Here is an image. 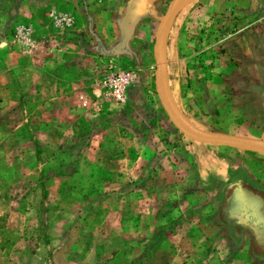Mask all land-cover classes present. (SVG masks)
<instances>
[{
	"label": "rangeland",
	"instance_id": "374dc122",
	"mask_svg": "<svg viewBox=\"0 0 264 264\" xmlns=\"http://www.w3.org/2000/svg\"><path fill=\"white\" fill-rule=\"evenodd\" d=\"M173 1L138 0L153 22L149 55L126 46L130 31L116 34L113 48L127 49L115 52L85 26V40L66 49L62 26L71 27L72 18L5 17L0 264H264L255 254L264 248L254 250L251 233L220 215L234 186L264 198V155L186 136L158 95L154 45ZM131 3L102 0L98 10L128 11ZM241 25L255 28L236 38ZM55 59L63 64L55 74L80 78L72 88L94 89V102L34 95L60 87V80H40V61ZM164 60L184 122L197 131L264 140V0L186 2L169 24Z\"/></svg>",
	"mask_w": 264,
	"mask_h": 264
},
{
	"label": "crops",
	"instance_id": "0c3cea01",
	"mask_svg": "<svg viewBox=\"0 0 264 264\" xmlns=\"http://www.w3.org/2000/svg\"><path fill=\"white\" fill-rule=\"evenodd\" d=\"M102 0H6L5 6H4V0H0V52L3 51L5 39L3 37V33L5 32V28L7 26L6 18H14L15 20L21 19V18H28L32 19L33 21L36 20L37 17H47V15L50 14V16L53 17H70L73 20V25L71 27H64L65 33L61 40L65 39V42L67 43L68 47L66 49H74L78 48L77 45L79 38H83L85 40V33L87 31L85 30V26L88 27V31L94 34V38L96 37L95 41L96 43L102 42V47L109 51L110 49L116 50L120 49H127V47H134L143 51L148 50V55L150 54L149 50L151 49V39L153 36V22L146 21L144 19V14L146 13L145 9H142L139 6L138 0H123V1H130L131 5L127 10H125L124 5H120L119 10H115L116 12L111 13L107 10H98V8H101L99 6L98 2ZM59 4L61 6L60 11L54 9L56 8L55 5ZM137 4V5H136ZM43 5L45 8H43ZM54 7V8H53ZM119 7V6H118ZM44 9V10H42ZM59 12V13H58ZM213 15V14H212ZM144 19V20H143ZM106 20V21H105ZM130 21V23L127 25L126 22ZM118 21L119 25H118ZM30 22V21H29ZM34 25V31L37 33V29L35 26V23L32 22ZM130 26V29L127 28ZM255 28L254 26L245 27L241 25L240 28H236V32L234 33L236 38H239V36H243L244 33L247 31H250V29ZM125 30L127 32L130 31V42L126 44V46L121 45L119 47H114L111 45L112 41H115L117 39L116 34L119 33H125ZM254 30V29H253ZM104 32L108 34L107 36L100 37V32ZM63 33V32H62ZM116 36H115V35ZM145 34L143 38L141 37L139 39L138 35ZM124 36H120L124 38L125 42V34H122ZM59 38V37H58ZM56 40V39H55ZM100 40V41H99ZM228 38L222 37V41H226ZM110 41V43H108ZM220 38V44H223ZM54 43V39H50L47 41L46 46H51L52 43ZM221 49H225V46H220ZM48 53H52L51 49L48 48ZM112 51V50H111ZM142 51V52H143ZM53 52H58L57 50H53ZM147 60V59H146ZM132 62L140 63L138 60H134ZM42 63V64H40ZM39 63V67H41V73L43 74V78L40 80L46 81V80H60L61 82H58L60 87L56 85V92L52 93H45L43 89L39 91V93L35 92L36 95H40L43 97L44 101L48 102H55L60 101L65 102L68 101L71 103V101H76L79 99L87 100L83 97H90L91 103L95 100H92L94 97L96 99V91L94 89L89 92L87 91L86 94L83 93V89L81 88H72V85H75V83L80 82L79 79L71 80V79H62L61 76H58L55 73H59L61 70V66L63 65L61 62V59H55L54 62L48 63L45 60H41ZM71 64L75 63L73 60L70 61ZM151 63V62H150ZM148 64H149V58H148ZM34 71L33 67H31ZM55 69V71L51 72L52 69ZM14 70V69H13ZM31 70V69H30ZM47 70V71H46ZM57 71V72H56ZM57 75V76H56ZM82 81V80H81ZM85 91V90H84ZM73 103V104H74ZM68 106V105H67ZM72 106V105H71ZM75 108V106H73ZM66 112V111H65ZM69 114V113H67ZM66 125H63L62 127H65ZM66 128L69 129V126ZM91 128H98V126H92ZM98 132H95V136H98ZM100 143V141H99ZM102 145V144H101ZM116 157V156H115ZM116 159L119 160V157L117 156ZM122 160H125L126 162H131L132 160L128 157H122ZM259 259L258 257H255Z\"/></svg>",
	"mask_w": 264,
	"mask_h": 264
},
{
	"label": "water",
	"instance_id": "95a60500",
	"mask_svg": "<svg viewBox=\"0 0 264 264\" xmlns=\"http://www.w3.org/2000/svg\"><path fill=\"white\" fill-rule=\"evenodd\" d=\"M190 0H174L162 20L154 45V56L157 63L156 85L160 100L173 124L186 136L209 144L264 155V140L244 138L232 135L197 131L190 127L176 112L169 84L168 71L164 60V44L169 24L179 8Z\"/></svg>",
	"mask_w": 264,
	"mask_h": 264
},
{
	"label": "trees",
	"instance_id": "16d2710c",
	"mask_svg": "<svg viewBox=\"0 0 264 264\" xmlns=\"http://www.w3.org/2000/svg\"><path fill=\"white\" fill-rule=\"evenodd\" d=\"M220 215L229 227L244 228L251 233L254 250L264 248V198L259 192L243 186L232 187ZM255 254L263 258L264 250Z\"/></svg>",
	"mask_w": 264,
	"mask_h": 264
},
{
	"label": "built area",
	"instance_id": "2783aa9c",
	"mask_svg": "<svg viewBox=\"0 0 264 264\" xmlns=\"http://www.w3.org/2000/svg\"><path fill=\"white\" fill-rule=\"evenodd\" d=\"M116 96H117V98H118L119 100H122V96H123V94H122V90H121L120 88H119V91H117Z\"/></svg>",
	"mask_w": 264,
	"mask_h": 264
},
{
	"label": "bare ground",
	"instance_id": "6f19581e",
	"mask_svg": "<svg viewBox=\"0 0 264 264\" xmlns=\"http://www.w3.org/2000/svg\"><path fill=\"white\" fill-rule=\"evenodd\" d=\"M187 123V122H186ZM188 124V123H187ZM189 126H190V124H188ZM190 127H192V126H190ZM193 128V127H192Z\"/></svg>",
	"mask_w": 264,
	"mask_h": 264
}]
</instances>
